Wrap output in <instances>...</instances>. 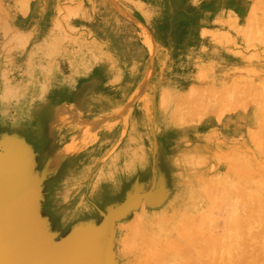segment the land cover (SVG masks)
<instances>
[{
    "label": "crops",
    "instance_id": "crops-1",
    "mask_svg": "<svg viewBox=\"0 0 264 264\" xmlns=\"http://www.w3.org/2000/svg\"><path fill=\"white\" fill-rule=\"evenodd\" d=\"M8 1L6 17L13 20L11 28L19 35L39 37L16 45L18 55L24 56L14 63L22 69L18 81L30 82L29 109L22 101L23 94H16L14 118L10 119L6 111L11 105L6 101L9 88L0 91V146L10 149L0 152V170L4 172V176L0 173L4 179L0 189L5 190L4 185L14 178L16 158L28 151L29 174L35 183L34 225L37 233L41 232V240L61 242L75 235V230L85 236L88 228L94 227L89 238H80L90 243L105 215L129 200L111 219L110 232L119 221L141 224V220L143 225L137 232L146 241L156 243L155 235L162 231L174 236L173 243L166 239L164 246L148 254L149 260H154L149 264H166L168 258L174 259L173 264H186L191 258L189 264H261L264 243L256 228L264 226L262 193L260 188H242L238 181L241 170L244 176L245 171L254 170L252 164L250 168L239 157L232 160L234 150L212 152L210 157L223 161L226 171L208 187L185 191L181 186L177 190L166 186L169 178L161 186L163 182L154 176L150 107L138 105L151 92L136 94L143 83L140 74L145 60L134 52L151 49V37L154 49L158 33L138 22L148 48L135 43L134 32L128 28L127 19L119 16L120 10L108 11L96 3L97 10L94 4L92 12L86 0ZM118 3L129 5L128 0ZM113 13L123 26L110 25L107 19L115 17ZM141 15L145 18L144 12ZM184 96H178V101ZM157 109L155 114L160 115ZM189 109L183 108L180 114L188 117ZM200 113L188 119L201 118ZM157 125L162 128L164 122L160 120ZM207 145L210 148L213 144ZM257 147L262 152L264 143ZM230 178L236 180L234 187H226ZM213 194H221L231 207L221 206L228 214H223L220 237L213 233L217 223ZM235 195H242L238 202ZM243 211L246 217L239 220ZM168 252L173 253L171 257Z\"/></svg>",
    "mask_w": 264,
    "mask_h": 264
},
{
    "label": "rangeland",
    "instance_id": "rangeland-1",
    "mask_svg": "<svg viewBox=\"0 0 264 264\" xmlns=\"http://www.w3.org/2000/svg\"><path fill=\"white\" fill-rule=\"evenodd\" d=\"M86 1L92 12L97 10L96 3L108 11L119 13L117 9L120 10L119 16L127 19L128 28L134 32L135 43L146 46L138 22L158 33V38L153 35L154 49L151 37L150 41L148 39L151 49L146 46L147 52L135 51L134 54L145 60L140 74L143 83L139 84L136 94L151 92L150 97L139 100L138 105L150 107L148 118L151 139L155 144L154 176L163 182L159 184L164 186V181L169 178L165 181L168 182L166 186H175L176 190L180 186L185 188L184 191L193 187H208L212 179L221 177L222 171H226V164L220 160L216 162L210 154L234 150L232 160L236 161L235 157H239V161L247 167L254 168L248 173L245 171L247 176L241 170L238 181L242 188H260V210L264 218V149L261 152L257 147L264 143V0H128V7L118 3L119 0ZM9 9V1L0 0V91L9 88L6 101L11 105L6 111L7 116L13 119L15 95L23 94L25 99L22 101L27 103V110L30 95V82L18 81L17 76L22 69L19 65L15 67L14 63L24 56L18 55L16 45L31 42L39 34L19 35L15 28H11L13 20L6 17ZM141 12H144L145 18ZM119 16L107 19L110 25L123 26ZM158 74L160 81L157 82ZM178 96H184L180 99L183 106ZM158 107L160 115L155 114ZM183 108H190L188 114L191 117H198L201 112V118L189 120V116L180 114ZM179 117L181 121H178ZM160 120L164 122L162 128L157 125ZM207 130L210 133L206 134ZM207 143L213 144V147L209 148ZM3 149H7L6 152L10 150L0 146V152ZM25 153L28 155V151ZM175 173L177 177L174 180ZM235 183L236 180L230 178L226 187H234ZM241 196L235 195L234 201L238 202ZM185 198L189 199V196L185 195ZM213 199V217L217 221L213 233L215 237H220L223 214H228L222 211L221 206L231 207L221 194H213ZM244 214L243 211L238 215L239 220L246 217ZM234 217L237 219V216ZM135 222L122 220L116 228H111V232L109 229L106 231L105 264H149L153 258L149 260L148 254L158 251L166 239L172 242L173 234L164 235L163 231L156 233V243L146 241L137 232L143 225L142 221L141 224ZM93 229L88 228L90 232L80 238H89ZM78 231L75 230V233L79 235ZM256 231L261 233L264 243V226L257 227ZM35 238L36 247L42 251L59 250L64 242L42 241L41 232ZM77 245L81 257L92 251L91 241H80ZM144 256L146 259H143ZM166 260V264L174 262L173 258ZM186 260V264L192 263V260ZM260 261L264 264V258Z\"/></svg>",
    "mask_w": 264,
    "mask_h": 264
},
{
    "label": "water",
    "instance_id": "water-1",
    "mask_svg": "<svg viewBox=\"0 0 264 264\" xmlns=\"http://www.w3.org/2000/svg\"><path fill=\"white\" fill-rule=\"evenodd\" d=\"M26 156L24 153L16 158L14 178L4 185L9 188L8 193L0 195V264H105L106 231L111 219L124 209L129 200L105 215L91 237L92 251L89 255L80 256L77 245L80 236L76 233L66 239L59 250L42 251L35 245V235L38 234L33 217L35 183L30 178V162ZM0 173L4 176V172L0 170ZM3 181L0 178V186Z\"/></svg>",
    "mask_w": 264,
    "mask_h": 264
},
{
    "label": "bare ground",
    "instance_id": "bare-ground-1",
    "mask_svg": "<svg viewBox=\"0 0 264 264\" xmlns=\"http://www.w3.org/2000/svg\"><path fill=\"white\" fill-rule=\"evenodd\" d=\"M189 97V96H188ZM186 98V97H185ZM190 98V97H189ZM187 99V98H186ZM185 100V99H184ZM184 100H182V101H184ZM4 154V153H3ZM3 156V155H2ZM6 160H8V159H6ZM11 162V161H10ZM6 178H7V176H5ZM7 180V179H6ZM7 182V181H6ZM1 187V186H0ZM5 190H7V189H5ZM5 190L2 188V190L0 189V195H6L7 194V191L5 192ZM180 224V223H179ZM189 225V224H188ZM190 226V225H189ZM187 227V226H186ZM185 227V228H186ZM116 228V227H115ZM190 233V232H189ZM188 234V233H187ZM186 234V235H187ZM189 235V234H188ZM189 236H192V235H189ZM191 239V238H190ZM187 240V239H186ZM127 241V240H126ZM139 241V240H138ZM190 241V240H189ZM172 243H173V241H172ZM125 250V249H124ZM129 251V250H128ZM162 252V251H161ZM164 253H165V251H164ZM178 253V252H177ZM179 254V253H178ZM160 257H161V254H160ZM152 262V261H151Z\"/></svg>",
    "mask_w": 264,
    "mask_h": 264
}]
</instances>
